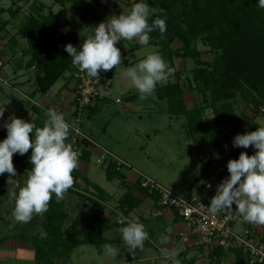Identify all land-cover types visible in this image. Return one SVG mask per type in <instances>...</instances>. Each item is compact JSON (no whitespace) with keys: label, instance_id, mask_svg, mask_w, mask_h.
<instances>
[{"label":"trees","instance_id":"obj_1","mask_svg":"<svg viewBox=\"0 0 264 264\" xmlns=\"http://www.w3.org/2000/svg\"><path fill=\"white\" fill-rule=\"evenodd\" d=\"M52 1L61 6L70 3L86 26L89 35L97 24L104 21V15L99 14L94 5L87 0ZM135 2L138 0L133 3ZM144 2L150 7L164 10L157 15L165 19L167 25L163 37L158 30L150 33V42L159 45V51L169 59L168 65L173 69L170 75L173 80L157 86V97L165 99L170 113L185 116L190 129L206 138L214 149L220 165L227 164L229 159L238 158L241 151L253 154L255 149L252 147L246 149L233 147L227 134L221 129L224 125L231 126L229 133L243 134L260 127L257 118L260 110L264 109V9L259 8L258 0H144ZM31 5L32 14L16 30V33L25 40V46L21 48V57L16 61V69L33 67L35 87L40 93L45 94L61 74L70 69L72 58L68 56L64 45L71 43V40L60 24L57 14L50 9L47 13L43 12L45 5L42 2H33ZM18 9L19 7H16L12 15H15ZM107 17L110 18L111 14ZM155 18L150 17L149 23ZM197 40L205 44L207 47L205 52L213 56L211 60L202 59V50L197 47ZM173 42H178L179 46L173 47ZM176 57L191 59L193 63L190 75L185 77V87L181 81L182 69L174 67L173 60ZM186 89L192 92L193 96L198 95L200 101L186 106L184 98ZM132 96L128 95L127 98ZM98 104L90 107L89 111L97 108ZM239 105H241L239 116H236L235 106ZM206 108L211 109L214 120H205L203 112ZM45 119V114L35 108L32 123L36 127H42ZM6 135V129L0 126V140ZM30 155L31 150L25 155L13 156L17 173L27 175L31 168ZM88 155L89 152L83 149L80 159H87ZM104 170L107 179L120 174L114 161H109ZM137 186L158 201L156 193H148L138 182ZM94 187L101 192L98 186ZM67 218L68 213L65 211L63 201L56 200L53 196L49 210L39 219L27 223L28 230L18 234V237L32 245L34 264L63 263L65 257L78 245H100L108 241L102 236V228L92 226L85 219H75L65 230ZM41 230L46 236L41 235ZM8 237L16 236L0 237V243ZM215 248L216 254L223 253L220 247ZM231 250L235 255V264H247L241 248L234 247Z\"/></svg>","mask_w":264,"mask_h":264},{"label":"clouds","instance_id":"obj_2","mask_svg":"<svg viewBox=\"0 0 264 264\" xmlns=\"http://www.w3.org/2000/svg\"><path fill=\"white\" fill-rule=\"evenodd\" d=\"M258 6L264 9V0H258ZM163 11L138 0L124 13L97 24L79 47L67 43L64 49L75 67L88 77L99 79L101 71L107 72L122 64L123 57L116 46L118 42L136 40L146 46L151 39L150 33L156 30L163 37L167 30L166 21L157 15ZM153 16L156 18L149 23V18ZM172 71L162 56L153 52L134 67H128L124 76L138 92L139 99L146 100L154 93L157 84L168 82ZM5 110V105L0 106V119ZM45 116L42 127L14 115L0 125L7 132L6 137L0 140V176L7 173L10 178L7 182L12 185L9 189V199L13 202L12 216L15 222L21 224L30 223L34 215L42 216L47 212L53 195L57 200L63 199L74 185L72 173L79 166V153L66 143L73 128L54 108L47 109ZM232 145L252 147L255 151L251 155L241 151L238 158L227 161L229 175L216 186L208 204L209 212L219 213L235 206L245 222L264 225V126L236 134ZM29 150L31 168L21 184L13 179L17 176L13 156L25 155ZM116 223L121 225L118 230L130 254L143 248L144 241L149 237L143 223L122 213L118 214ZM41 235L46 236V233L41 230ZM167 242V237L161 240V244L166 245ZM105 249L110 257L118 253L112 245H106ZM160 251L171 264H181L177 258L178 250L165 246Z\"/></svg>","mask_w":264,"mask_h":264},{"label":"rangeland","instance_id":"obj_3","mask_svg":"<svg viewBox=\"0 0 264 264\" xmlns=\"http://www.w3.org/2000/svg\"><path fill=\"white\" fill-rule=\"evenodd\" d=\"M41 1L47 5L44 8L45 13L50 9L53 13L57 14L62 27L68 29L66 32L72 45L79 47L80 43L87 38L89 32L84 23H82L83 21L77 16V11L73 6L70 3L61 6L60 4L53 3L52 0ZM87 1L94 5L99 14L104 15L103 20L105 21L109 19L105 16L109 12V10L105 9L107 7L109 8L108 4H116L114 15L126 11L125 7H123L124 3L118 0H106V2H102L101 0L98 3L95 0ZM10 4L11 0H0V6L7 7ZM2 13V17L9 16L7 9L2 10ZM30 14L28 11H22L16 17L17 23L18 21L22 23ZM196 45L202 50V59H212V54L205 52L207 47L203 42L197 40ZM116 46L120 49L123 60L118 68L110 70L112 84L107 91L109 100L100 102L97 108L92 109L91 112L89 109L85 110L80 123L81 130L89 136L93 145L96 146L95 149L93 148L94 150L90 156V165L94 173V180L99 182L101 178H105L104 166L108 160L106 159V163L104 164L100 159L98 152L101 151L100 147H102L122 159L133 170L150 177L165 188L183 197H191L189 192H187V187L191 186V180L193 182L192 184L195 185L192 188L197 189L196 196H203L206 179L203 175L199 158L200 148L197 146L198 138L195 137V132L186 123L185 116H177L170 113L165 99L157 97L156 89L161 84H157L154 93L148 99L141 100L139 99L138 92L130 86V82L124 76V72L128 67H134L140 60L146 58L147 55L153 52H158L167 64H169V59L159 51V45L152 42H149L145 46L136 40H122ZM11 48L13 51H16L18 46L8 40L5 51L9 53ZM13 61L12 59L7 60L3 65V70L7 76L14 81L12 86H2L7 97H14L21 106L30 108L31 102L22 94L18 93L20 91L28 96L30 95L33 100L39 102L41 105L57 110L56 103L61 97V92H63L62 87L65 84L70 85L73 83L70 69L64 71L50 88L51 93L56 91V95L44 96L40 94L39 90L35 89L33 71L25 68L15 70L16 66H14ZM173 63L176 69H182L181 81L182 86L185 87V77L190 75V69L193 67L192 60L176 57ZM27 79L28 81H25ZM169 80L171 81L173 79L169 77ZM128 95L133 96L132 98H127ZM185 96L186 106L193 104L197 100L200 101V97L196 94L193 96V93L188 92V89H186ZM116 98L120 99L121 102L116 103L114 101ZM239 107L241 105L235 106L236 116H239ZM10 108L14 107L12 106ZM203 117L206 121L214 120V114L210 108L204 110ZM257 122L260 126H264V109L260 110ZM230 128L231 126L224 125L221 130L228 136L230 134ZM82 152L83 150L81 149L80 153ZM125 171L123 169L120 172ZM103 183L101 185L105 186V182ZM7 219L10 220V218H2L3 221ZM35 220L32 219L31 221L33 222ZM12 224V221L5 222L4 224L0 221V235L7 228H10V231L18 234H21L24 230H28L27 223H20L17 226L16 224ZM233 227L238 233L242 234L241 222H236ZM68 228L69 224L65 226V230ZM99 246L91 244L78 245L65 257L63 263L101 264L100 257L96 253ZM121 254L123 255V251ZM7 261L8 263L10 262V260Z\"/></svg>","mask_w":264,"mask_h":264},{"label":"crops","instance_id":"obj_4","mask_svg":"<svg viewBox=\"0 0 264 264\" xmlns=\"http://www.w3.org/2000/svg\"><path fill=\"white\" fill-rule=\"evenodd\" d=\"M95 1L98 3L101 0ZM118 1L124 3L123 7L128 10L135 0ZM33 2L37 3L42 1L11 0V4L7 7L0 6V59L3 60V65L4 62L12 59L14 60V66H16V61L21 57V48L25 46V40L16 33L18 26L22 24L19 21L17 23L16 17L22 11H28L32 14L31 4ZM42 3L47 6L44 2ZM108 5L109 8H107L110 11L107 15L111 14L113 16L116 4ZM16 7H19V9L15 15H12ZM4 9H7L9 16H1L3 14L2 10ZM43 12H45L44 9ZM8 40L18 46L16 51H13L12 48L9 53L5 51ZM172 45L173 47L179 46L178 42H173ZM3 65L0 68V72L13 85L14 81L7 76L3 70ZM25 81H28V79ZM71 85L65 84L62 90H69ZM35 89L37 88L35 87ZM48 91V95L40 94L44 96L56 95V91L54 93H51L50 89ZM185 93L184 98L186 100ZM0 101L7 104L9 108L13 106L14 108L12 109H18L21 106L14 97H7L2 86H0ZM238 133H230L228 135L229 140L232 142L234 135ZM194 135L198 138L197 146L200 148L199 158L203 175L206 181H212L217 186L223 178L229 175L227 164H219L216 159V153L206 138L196 131ZM84 150L89 152L88 158L79 159V166L72 174L75 181L74 185L65 193L64 198L60 201H63L65 211L68 213L67 224L70 225L75 219H85L92 226L102 228V236L107 238L108 241L100 244L96 252L97 256L100 257L101 264H171V261L166 260L160 251L165 246L169 249L178 250L179 255L177 258L181 261V264H235V255L231 249L229 253L223 251L222 254H216V248L208 246L184 249L186 245L185 239L189 238V229L174 209L160 206L153 196L148 195L137 186L135 176L130 172H120V174L114 175L111 179H107L104 175V180L101 178V181L99 180L97 182L93 178L94 173L90 165V156L94 149L92 147L91 149L85 148ZM26 176L25 174L17 173V176L13 177V179L20 181L22 184ZM8 179L10 178L6 173L4 176H1L0 180V221L2 224L12 221V225L16 224L17 226L20 223L15 222L12 216L13 202L9 199V189L12 188V185L7 182ZM102 181L105 182V186H102L104 184ZM192 183L191 180V186L187 187V192L191 196H196L197 189L192 188L194 185ZM94 186H98L101 192H98ZM53 196L55 197V195ZM121 213L129 218L138 219L145 225V229L149 234L148 239L144 241L143 248L136 249L134 254L128 252L119 235L118 229L121 225L117 224L116 220L118 214ZM39 217L40 215H34L33 219H39ZM2 218H10V220L3 221ZM5 235H15L16 237L5 239L0 243V264H34V249L32 245L22 237H18V233L10 231V228L4 229L0 237ZM165 237L168 238L166 245L161 244V240ZM106 245H112L118 248V253L115 257H110L106 254ZM122 251L123 255L121 254ZM7 260H10L11 263H8Z\"/></svg>","mask_w":264,"mask_h":264},{"label":"built area","instance_id":"obj_5","mask_svg":"<svg viewBox=\"0 0 264 264\" xmlns=\"http://www.w3.org/2000/svg\"><path fill=\"white\" fill-rule=\"evenodd\" d=\"M3 60L0 59V68ZM34 68L32 67L31 70ZM71 78L73 83L69 90L61 92V97L57 103V112L62 113L66 122L73 128L70 132L67 143L71 144L73 149L79 153L82 149H95L92 140L80 128L85 110L93 107L101 101L109 100L107 91L112 84L111 72L101 71L100 78L88 77L85 72H81L72 62L70 64ZM0 86H12L10 80L0 72ZM22 94L31 102L30 108L20 106L18 109L9 108L7 104L0 101V106L5 105V112L0 125L9 119L10 115L33 122L34 109L45 114L49 109L46 106L36 102L32 97L25 93ZM49 94V91L45 93ZM116 103L121 100L114 99ZM263 109V108H262ZM72 120V122H71ZM98 153L100 159L105 164L106 159L115 162L118 171L126 170L130 173L134 171L135 180L148 193H156L158 195V204L160 206L175 209L181 219L185 222L189 229V238H186V248H199L200 246L220 247L225 253H229L231 248H241L247 264H264V225L250 224L243 220L238 211L233 209H225L219 213L209 212V202L215 194L216 186L212 181H206L205 192L203 196L183 197L174 191L165 188L150 177L133 170L126 162L119 157L113 155L110 151L100 147ZM79 162V161H78ZM105 165V166H106ZM211 185V187H208ZM236 222L242 223V234L234 229ZM62 264V263H59Z\"/></svg>","mask_w":264,"mask_h":264}]
</instances>
